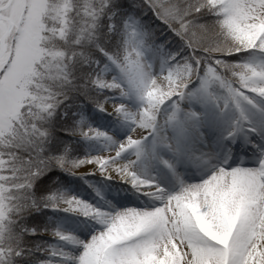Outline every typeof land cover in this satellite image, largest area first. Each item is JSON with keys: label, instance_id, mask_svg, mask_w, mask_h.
Returning a JSON list of instances; mask_svg holds the SVG:
<instances>
[{"label": "snow or ice", "instance_id": "6c2138e0", "mask_svg": "<svg viewBox=\"0 0 264 264\" xmlns=\"http://www.w3.org/2000/svg\"><path fill=\"white\" fill-rule=\"evenodd\" d=\"M72 93L113 115L125 138L81 112L61 131L105 151L73 156L52 127ZM209 131L264 136V0H0V264H264V145L255 167L212 165L189 183L179 168L208 164ZM152 167L175 192L141 175ZM55 169L118 179L159 206L105 212L63 191L38 195ZM41 208L102 229L87 241L48 233L78 254L34 247L27 217Z\"/></svg>", "mask_w": 264, "mask_h": 264}, {"label": "rangeland", "instance_id": "374dc122", "mask_svg": "<svg viewBox=\"0 0 264 264\" xmlns=\"http://www.w3.org/2000/svg\"><path fill=\"white\" fill-rule=\"evenodd\" d=\"M145 25L149 24L145 23ZM157 25L158 23L151 26L156 27ZM158 32V43L164 44L166 51L175 52L177 45L174 42L164 43L166 40H171V38L169 39L170 33L163 29H158ZM57 112L58 131L62 132L67 142L71 145L72 155L78 158L100 155L105 151L103 145L96 141L84 140L79 136H69L66 132L61 131V128L66 123L79 119L81 112L92 127L108 132L116 138L123 139L128 132L127 128L119 123L109 112H102L94 104L86 101L61 105L59 111L57 109ZM67 112H69L68 117L64 115ZM74 113L75 115H73ZM259 126L260 123L257 121L258 129ZM262 145H264V136H261L259 131L249 133L248 135H240L235 139L222 138L215 132L209 131L207 143L203 147L206 151L212 153V159L207 165L201 167L190 164L181 165L179 171L183 173L187 182L195 183L199 182L207 174L212 165L255 167L261 158L260 148ZM52 175L56 177L53 179L51 187L40 195H48L53 191H63L105 212L128 208L151 209L159 206V201H155L142 191H137L130 184L118 179H109L98 172L71 175L55 169ZM141 175H147L148 179L153 180L167 191H176V185L172 180L171 174L163 167H152L147 173L141 172ZM33 216L36 219H41L39 227L35 228L37 230L36 235L28 238L29 240L31 239L30 241L33 242L34 247L60 245L68 251L78 254L81 251L79 247L67 242L58 241L48 233L54 229H59L65 233L74 235L81 241H87L92 235L102 229V225L90 217L64 212L59 209L41 208L39 211H34ZM42 230L47 231L42 234ZM37 257L43 258L39 252H34L31 258L35 259Z\"/></svg>", "mask_w": 264, "mask_h": 264}, {"label": "trees", "instance_id": "16d2710c", "mask_svg": "<svg viewBox=\"0 0 264 264\" xmlns=\"http://www.w3.org/2000/svg\"><path fill=\"white\" fill-rule=\"evenodd\" d=\"M128 14H131L133 16H136V17H140V11L139 9H133V10H129L128 11ZM142 19L143 22H146L148 24H151V25H155L157 24L158 22L155 21V17L151 15V13H148L147 15L145 16H142L140 17ZM171 35V34H170ZM171 38V36L169 37V39ZM242 55H246V54H242ZM84 98L82 96H80L79 94L77 93H72L69 97V99L65 100L63 102V104L61 105H65V104H72V103H80V102H84ZM60 105V106H61ZM58 111H59V108H58ZM70 112V111H69ZM69 112H67V117H68V114ZM58 112L56 111V114L54 115V117L52 118V127L54 129V135L55 136H60V137H63L65 141H67L66 137L63 136L62 132H59L58 131V126H57V118L58 117ZM66 119V118H65ZM64 121V120H62ZM52 172H49L47 173L45 176L41 177L38 181H37V185L40 186L39 188V191L37 192L38 195H40L41 193L45 192L48 188L51 187L52 185V181L53 179H55L56 176H53L52 175ZM35 190V189H34ZM39 218V216H38ZM40 219V218H39ZM36 219L35 216H33V212L31 213V215H29L27 217V223H28V226L31 227V228H37L39 227L40 225V222H41V219ZM31 240V239H30Z\"/></svg>", "mask_w": 264, "mask_h": 264}, {"label": "bare ground", "instance_id": "6f19581e", "mask_svg": "<svg viewBox=\"0 0 264 264\" xmlns=\"http://www.w3.org/2000/svg\"><path fill=\"white\" fill-rule=\"evenodd\" d=\"M149 197H151V196H149ZM152 198V197H151ZM119 211H123V210H119Z\"/></svg>", "mask_w": 264, "mask_h": 264}]
</instances>
